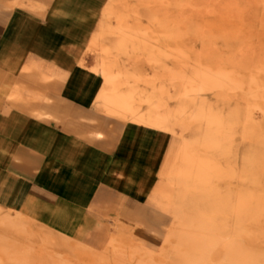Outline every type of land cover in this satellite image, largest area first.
I'll return each mask as SVG.
<instances>
[{"label": "rangeland", "instance_id": "374dc122", "mask_svg": "<svg viewBox=\"0 0 264 264\" xmlns=\"http://www.w3.org/2000/svg\"><path fill=\"white\" fill-rule=\"evenodd\" d=\"M62 2L82 28L81 65L98 81L97 106L143 130L139 197L147 214L140 227L109 221L92 242H74L21 198L6 196L0 264L192 260L204 233L197 221L189 229L184 188L203 180L207 167L229 162L233 172L248 133L264 126V0ZM187 233L196 254L182 246Z\"/></svg>", "mask_w": 264, "mask_h": 264}, {"label": "crops", "instance_id": "0c3cea01", "mask_svg": "<svg viewBox=\"0 0 264 264\" xmlns=\"http://www.w3.org/2000/svg\"><path fill=\"white\" fill-rule=\"evenodd\" d=\"M62 0H0V202L40 211L74 242L147 209L143 130L100 110L82 28Z\"/></svg>", "mask_w": 264, "mask_h": 264}, {"label": "bare ground", "instance_id": "6f19581e", "mask_svg": "<svg viewBox=\"0 0 264 264\" xmlns=\"http://www.w3.org/2000/svg\"><path fill=\"white\" fill-rule=\"evenodd\" d=\"M246 137L249 144L241 150L238 168L232 172L229 162L217 169L205 167L203 180L198 177L200 182L187 191L184 188L189 229L197 221L204 236L199 255L193 245L194 235H185L182 246L196 256H191L192 260L179 258L180 264H264V253L256 247L264 245V126L253 128ZM222 144L225 154L227 148ZM233 179L234 191L230 186Z\"/></svg>", "mask_w": 264, "mask_h": 264}]
</instances>
